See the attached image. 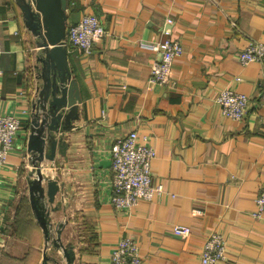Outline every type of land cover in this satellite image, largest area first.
Listing matches in <instances>:
<instances>
[{
    "label": "crops",
    "instance_id": "0c3cea01",
    "mask_svg": "<svg viewBox=\"0 0 264 264\" xmlns=\"http://www.w3.org/2000/svg\"><path fill=\"white\" fill-rule=\"evenodd\" d=\"M85 12L97 15L106 32L89 52L66 47L81 100L69 127L55 134L54 158L40 162L45 177L59 184L51 208L67 221L64 231L83 221L92 231L93 250L76 251L73 264H110L123 237L137 243L141 264H202L201 248L213 231L225 246L215 264H264V208L254 214L264 186V64L238 59L248 41L264 43V0H68L66 29ZM166 27L183 53L164 85L150 80L159 54L142 42L162 39ZM30 35L35 42L15 0H0V113L21 121L0 165V216L5 233L15 215L20 231L40 235L27 179L37 61ZM222 89L249 96L242 119L221 112L215 97ZM130 131L154 148L152 181L163 190L117 209L110 149ZM173 225L190 232L176 234ZM9 237L3 240L10 245L36 247Z\"/></svg>",
    "mask_w": 264,
    "mask_h": 264
},
{
    "label": "built area",
    "instance_id": "2783aa9c",
    "mask_svg": "<svg viewBox=\"0 0 264 264\" xmlns=\"http://www.w3.org/2000/svg\"><path fill=\"white\" fill-rule=\"evenodd\" d=\"M31 1V0H30ZM171 18L166 19L170 24ZM106 30L99 17L85 12L78 20L70 24L62 43L65 47L77 48L89 52L92 47L104 36ZM163 37L158 41L142 42V45L159 54V59L151 67L150 80L168 84L172 75V66L176 58L183 53V47L178 39L171 38V30L166 27L162 30ZM242 63L259 61L264 64V43L250 40L238 53ZM221 112L235 120L242 119L249 105V96L232 89H222L215 97ZM21 121L18 117L0 113V165L5 163L7 156L14 146L19 134ZM111 203L117 209H132L140 201H151L155 193L163 190L161 183H153L151 163L155 157L154 148L141 141L136 131H130L118 137L111 144ZM256 211L259 215L264 208V186L255 198ZM201 213V210H195ZM6 225L0 216V234ZM172 231L176 234H188V225H173ZM3 238L0 237V241ZM224 239L216 231L210 232L201 248V263L215 264L224 258ZM110 264H141V255L137 243L130 237L121 238L111 251Z\"/></svg>",
    "mask_w": 264,
    "mask_h": 264
},
{
    "label": "water",
    "instance_id": "95a60500",
    "mask_svg": "<svg viewBox=\"0 0 264 264\" xmlns=\"http://www.w3.org/2000/svg\"><path fill=\"white\" fill-rule=\"evenodd\" d=\"M26 28L38 39L37 61L40 84H36L32 99L30 133L27 140L28 158L32 169L27 174L29 199L38 224L47 235V216L59 191L53 177H45L40 162L53 159L57 140L55 134L69 127L70 117L80 102L78 84L68 69L67 49L62 43L67 24L68 0H15ZM49 204V205H47ZM52 209V208H51ZM68 262L74 254L64 250Z\"/></svg>",
    "mask_w": 264,
    "mask_h": 264
},
{
    "label": "rangeland",
    "instance_id": "374dc122",
    "mask_svg": "<svg viewBox=\"0 0 264 264\" xmlns=\"http://www.w3.org/2000/svg\"><path fill=\"white\" fill-rule=\"evenodd\" d=\"M29 39L33 41L31 35L29 36ZM34 39L36 40L38 38L34 37ZM32 48L36 57L40 55V50L38 46L35 45L34 41ZM35 64L36 67L32 70V74L30 75V85L32 89L31 94L33 97L36 85L35 83L40 84L41 82V62L35 61ZM40 168L42 169L41 164ZM31 170H34L32 169V166L27 165L28 174ZM17 211L18 209L15 210V213ZM47 211H49L47 216V223L49 226L47 235L44 234L43 230L39 235V232L33 231L32 228L29 229L28 225H23V227L29 229L28 231H20L19 226L17 225L19 217L14 215L15 218H13L10 228L7 230L8 232L5 233L3 230L0 237L4 239L5 234H9L10 237L8 239L11 241L24 239V241H30L31 244H36V247H17L10 245L7 241L3 240L4 243L0 245V264H73V260L72 262L67 261L64 253L65 249L71 250L73 254L76 251L83 253L84 251L93 250L92 247L88 248L90 246V243L88 242L91 240L92 231H89L91 229L88 228L86 221H83L80 225L70 223V229L64 231V226L67 221L64 219L60 220L58 216H55V212H53L50 207L47 208Z\"/></svg>",
    "mask_w": 264,
    "mask_h": 264
}]
</instances>
